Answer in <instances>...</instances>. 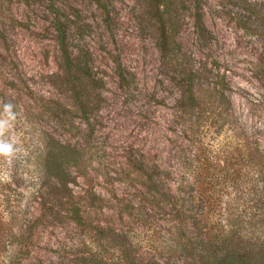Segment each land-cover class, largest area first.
<instances>
[{
  "label": "rangeland",
  "instance_id": "rangeland-1",
  "mask_svg": "<svg viewBox=\"0 0 264 264\" xmlns=\"http://www.w3.org/2000/svg\"><path fill=\"white\" fill-rule=\"evenodd\" d=\"M102 2L109 11L108 20L97 0H0V59L6 55L10 62L6 70L16 71L32 95L42 98L35 120L53 127L58 139L74 148L75 179L69 186L92 225L126 232L128 242L141 252L151 253L159 245L166 250L172 243L164 214L155 210L143 215L126 208L142 203L144 174L153 171L156 183L179 191L175 186L187 178L178 159L184 149L193 153L200 145L232 146L235 130L251 134L264 146V0L179 3L176 38L193 63L207 69L209 81L226 86L230 98L229 116L215 120L216 127L206 129L200 142L187 147L176 138L172 111L178 91L167 81L172 72L161 65L157 25L147 13L148 1ZM197 11L204 31L196 26ZM54 12L66 17L72 43L79 44L90 58L91 71L103 78L99 108L84 116L70 110V91L59 77ZM27 101L21 100V106L32 103ZM54 109L58 117L51 113ZM19 115L16 120L22 122ZM56 119L60 125L53 123ZM0 121H8L7 128L13 129L7 113L0 114ZM18 136L11 132L12 139ZM11 157H0L2 179L11 177ZM35 179L23 175L16 192L0 190L4 225L0 239L5 238V244H0V264L11 259L14 264H57L63 256L94 250L97 242L92 241V229L66 216V191L47 186L40 203L32 198ZM233 200V194L226 192L222 203Z\"/></svg>",
  "mask_w": 264,
  "mask_h": 264
},
{
  "label": "trees",
  "instance_id": "trees-1",
  "mask_svg": "<svg viewBox=\"0 0 264 264\" xmlns=\"http://www.w3.org/2000/svg\"><path fill=\"white\" fill-rule=\"evenodd\" d=\"M147 1V13L157 25L156 43L161 65L172 72L167 81L174 83L178 91L172 111L176 138L187 147L196 140L200 142L206 129L216 127L215 120L229 116V94L222 83L208 80L207 69L193 63L175 36L176 16L183 0ZM97 6L108 20L106 4L97 0ZM196 15V26L204 31L201 13L197 11ZM66 21L65 16L54 12L52 28L60 54L59 77L70 91V110L84 116L99 108L103 78L91 71L90 58L79 44L72 43ZM1 35L5 37L2 31ZM2 49L9 52L8 46ZM9 63L3 55L0 59V114L5 112L4 105L11 103L14 127L3 130L0 141L14 142L17 151L10 160L11 177L0 178V190L16 192L23 184V175L36 178L32 198L40 203L47 186L64 189L66 216L76 224L89 226L93 231L92 241L97 242L94 250L63 256L57 264H264V146L251 134L235 130L232 146L212 149L200 145L193 153L184 149L178 159L187 178L186 184L179 181L175 186L179 191H174L172 185L165 187L163 183H156L153 171L144 174L146 189L142 203L130 209L128 205L127 211L143 215L161 211L165 218L162 219L170 222L165 231L170 233L168 239L172 244L168 245L170 249L157 245L151 253L141 252L128 242L126 232L116 231L112 226L92 225L88 220L89 216L69 186L75 179L72 175V167L77 162L74 148L61 142L53 127L35 120L41 111L42 98L32 95L29 84L16 71L6 70ZM30 99L32 103L28 102ZM21 100H28L27 105L22 107ZM51 113L59 116L56 109ZM18 114L23 116L22 122L16 120ZM53 123L60 125L61 121L56 119ZM13 130L21 135L17 140L11 138ZM226 192H231L234 198L228 205L222 203ZM9 198L10 195L4 199ZM2 225L1 221L0 231ZM156 232L154 230L151 236ZM4 239H0V244H5ZM8 264L14 261L11 259Z\"/></svg>",
  "mask_w": 264,
  "mask_h": 264
},
{
  "label": "clouds",
  "instance_id": "clouds-1",
  "mask_svg": "<svg viewBox=\"0 0 264 264\" xmlns=\"http://www.w3.org/2000/svg\"><path fill=\"white\" fill-rule=\"evenodd\" d=\"M12 107L11 103H6L4 105V110L11 119H14L15 113L12 111ZM9 126L8 121H0V131L5 130ZM16 151L17 149L14 147V142H9L7 140L0 141V154L11 156L15 154Z\"/></svg>",
  "mask_w": 264,
  "mask_h": 264
}]
</instances>
